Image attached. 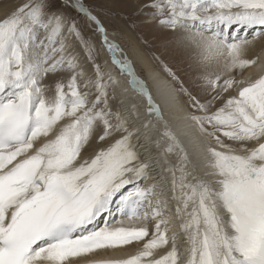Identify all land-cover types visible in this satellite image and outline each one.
<instances>
[{
  "label": "snow or ice",
  "instance_id": "1",
  "mask_svg": "<svg viewBox=\"0 0 264 264\" xmlns=\"http://www.w3.org/2000/svg\"><path fill=\"white\" fill-rule=\"evenodd\" d=\"M145 7L179 44L197 50L201 70L189 87L168 71L208 141L212 172L196 179L145 82L84 0H27L0 19V264H78L134 244V254L86 264H264V74L233 75L256 63L246 52L264 37V0H148ZM101 50L147 98L143 131L113 108L119 81L103 71ZM49 76L59 77L54 86L45 83ZM132 107L138 119L139 105ZM149 125L161 132L154 145L166 142L161 157L183 248L177 233L168 235L157 184L142 183L150 161L133 140Z\"/></svg>",
  "mask_w": 264,
  "mask_h": 264
},
{
  "label": "bare ground",
  "instance_id": "2",
  "mask_svg": "<svg viewBox=\"0 0 264 264\" xmlns=\"http://www.w3.org/2000/svg\"><path fill=\"white\" fill-rule=\"evenodd\" d=\"M23 2H25V0H19L16 3L8 2V4H0V19L9 15L19 5H22ZM150 18L153 19L148 20L149 23L155 21V18L153 16H151ZM148 22L146 25H148ZM108 31L109 39L116 41L120 45V48L122 47V49L124 50L123 54L127 56L128 60L131 61L136 75L145 82L149 92L152 95L153 100L160 107L164 120H166L168 123V127L175 133V135L180 139V141L186 148L190 160L196 168V179L205 178L206 173L212 172V169L208 167L209 157L205 147L208 141L205 140L199 129L188 118L191 109L181 100V97L176 90L174 83L170 81V79L162 70H160L150 54H148V52L132 36H122L120 34L119 36L118 34H114L113 32H111L110 30ZM118 37L121 38V41ZM122 37H124V39ZM96 38L99 41V37L97 36ZM73 44L76 49H78L74 41ZM254 57L256 58L255 64L247 67L242 72L241 70H234L233 75L238 73L240 79H243L249 77L256 78L258 75L264 74V37H259L254 40V42L249 46L247 50L246 58L251 59ZM120 58L123 59V55H121ZM98 62L101 64L103 71H105L106 73L108 71H111L119 81V85L115 91V108L118 107L122 115L129 116V123L132 125L133 129L139 128L141 131H143L142 125L144 121L148 119L147 98L138 95L132 90L131 85L128 83L129 78L127 74H121L119 69L113 65L111 56L106 50H101V54L98 57ZM84 66L85 71L88 74H91L88 72V66ZM55 78L50 76L46 77L45 83L54 86L53 79ZM233 92L234 94H236L235 91ZM119 103L123 104V106L119 107ZM133 104L139 105L140 116L138 119L134 118L131 115L135 112V109H133L132 107ZM160 135V131L149 125L147 135H145L143 138H140L137 134V136L133 140V143L137 144V150L140 153L141 158L145 161H150V166L148 169L149 176L147 180L143 181L142 183H157L156 178L162 177V182L157 184L156 189L159 195L154 197V199L168 201V210H166L163 216L164 219L171 221L169 225L168 235H171L173 232L177 233V244L180 248H183L185 247V243L183 234L179 227L180 219L175 214V201L172 200L173 192L171 188V177L165 171V164L160 154L161 149L165 146L166 142L164 140H161L159 148H157L153 143L154 139ZM251 146L252 145L250 144L249 147ZM95 150L96 145L95 143H93L91 146H88L86 148L83 154L85 156H91L94 154ZM168 159H170L173 163H176L177 161L176 156H169ZM154 175H157L156 178H153ZM206 179L208 181H214L217 180L218 177L209 174L206 176ZM170 247L171 244L157 249L154 253V256L158 258L159 256L164 255L168 250H170ZM136 251L137 246L135 244L132 246H125L124 248L114 252L103 251L96 255L80 259L78 264H83L88 259H97L101 257L103 258L104 254L106 258H115L134 254Z\"/></svg>",
  "mask_w": 264,
  "mask_h": 264
},
{
  "label": "rangeland",
  "instance_id": "3",
  "mask_svg": "<svg viewBox=\"0 0 264 264\" xmlns=\"http://www.w3.org/2000/svg\"><path fill=\"white\" fill-rule=\"evenodd\" d=\"M18 1L0 0V4H8V2L16 3ZM26 2L27 0L23 4ZM84 3L100 17L108 30L114 34L132 36L150 54L160 70L174 83L181 100L186 104L187 97L179 91V84L172 78L168 70L171 69L172 72L176 73L184 81L185 87H189L192 78L201 70L197 50L192 46L179 44L175 40L173 32L161 28L157 24L155 17V21L148 22L151 19V15H148V13L152 11L150 8L145 7L148 0H84ZM67 11L73 16H78L72 9H67ZM80 19L83 22L82 17ZM147 22L148 25H146ZM84 32L85 35L90 34L86 27L84 28ZM125 32L128 33L126 34ZM122 38L124 39V37ZM119 40L121 41V38ZM96 42L98 46L99 41L97 38ZM75 44L78 47L77 51L80 53L84 65L88 66V72L92 74L93 65L86 62L84 51L77 42ZM235 76L237 79H240L238 73ZM57 78L53 79L54 83ZM228 95H234V92L230 91ZM111 103L115 109L114 100ZM225 143L231 142L225 140Z\"/></svg>",
  "mask_w": 264,
  "mask_h": 264
}]
</instances>
